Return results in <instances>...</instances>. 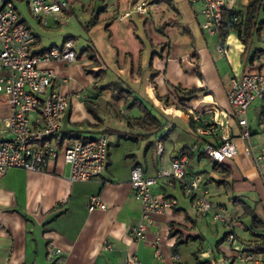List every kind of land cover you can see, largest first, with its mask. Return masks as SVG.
I'll return each instance as SVG.
<instances>
[{
  "label": "crops",
  "instance_id": "0c3cea01",
  "mask_svg": "<svg viewBox=\"0 0 264 264\" xmlns=\"http://www.w3.org/2000/svg\"><path fill=\"white\" fill-rule=\"evenodd\" d=\"M7 1L14 3L38 41L34 53L75 41V62L41 65L56 72L52 88L70 101L59 139L105 135L110 139V156L107 171L88 183L69 181L70 168L63 155L51 162L47 172L12 169L0 178V264H52L48 254L54 249L62 250L60 264H125L132 254L138 256L139 264H178L174 254L181 256V264L188 259L196 264H264L240 259L253 248L264 261V253L255 251L260 245L258 236L264 235V184L254 162L244 155L242 128L228 102L233 78L264 72L263 8L245 45L237 30H229L224 39L206 34L201 28L202 4L188 0H66L68 10L44 17L30 12L29 0ZM250 1L227 0L226 22L232 14L245 16ZM226 30L225 25L221 32ZM218 44L225 55L218 53ZM1 98L3 122L11 110ZM167 99L176 105L162 108ZM138 104L161 122V131L134 123L144 117ZM190 105L197 109L193 115L186 110ZM156 112L164 116L163 121ZM227 121L240 153L222 165L213 162L220 178L205 172L203 182L215 208L226 210L228 221L221 223L224 236L209 240L207 222L193 218L192 200L181 185L170 191L158 182L154 193L175 198L178 205L155 216L148 238L135 241L131 231L139 224L142 208L131 187L132 171L139 166L147 178L155 177L160 169L171 167L175 157L187 154L193 175L191 169L200 167L205 157L204 147L222 142L220 130L207 135L198 130ZM249 127L253 147L261 149L260 133L250 122ZM157 142L164 145L163 155L156 151ZM223 185L228 197L232 190L234 212L217 202ZM95 195L102 198L106 211L88 210V201ZM245 196L248 202L243 201ZM230 231L234 242L229 240ZM216 234H220L218 228ZM158 237L160 257L155 251Z\"/></svg>",
  "mask_w": 264,
  "mask_h": 264
},
{
  "label": "built area",
  "instance_id": "2783aa9c",
  "mask_svg": "<svg viewBox=\"0 0 264 264\" xmlns=\"http://www.w3.org/2000/svg\"><path fill=\"white\" fill-rule=\"evenodd\" d=\"M190 4H202L201 28L212 37H219L226 23L225 8L227 0H188ZM66 0H29V10L35 17L45 15L59 16L68 10ZM138 10L143 8L138 6ZM235 21H239L236 17ZM38 41L22 22L12 1L0 0V96L10 106L11 115L0 121V178L9 170H26L28 172H47L51 162L61 155L70 168L69 181L88 183L107 171L110 156V139L102 135L92 139L60 140L62 122L69 109V98L55 91L52 86L57 74L53 69H41V65L50 62H75L77 52L75 41L68 40L60 48H52L36 54L33 49ZM218 53L225 55V49L218 44ZM228 102L233 110V118L242 128L241 139L245 143L244 155L252 160L262 175L264 184V148L256 149L252 145V132L249 127L248 111L254 102L264 101V72L251 71L241 78L231 80ZM81 97L80 95H77ZM176 105L173 99L162 101L161 107L170 109ZM191 106V107H190ZM186 108L189 115L195 114L196 107ZM200 118L197 116V119ZM260 127L264 129V107L260 114ZM228 121L218 125H206L200 128L201 135L213 134L220 130L222 142L219 146L207 144L203 154L213 162L222 165L227 160L235 159L239 147L228 131ZM156 151L164 154V145L157 142ZM171 167L160 169L155 177L147 178L142 167L137 166L131 173L133 194L139 200L142 215L139 224L131 231V237L137 242L146 240L153 219L178 205L175 198H160L154 193V186L162 181L173 187L181 185L187 197L191 198L199 215H212L216 223L225 224L226 210H217L208 201L203 187L204 179L199 174H189L190 158L181 154L172 160ZM88 210L106 211L107 206L100 196H92L88 201ZM229 240H236L230 231ZM161 238L155 240L156 256H161L159 246ZM110 248V247H108ZM52 264H60L63 256L61 249L49 251ZM242 261L248 263L264 262L261 255L250 252L244 254ZM173 260L181 264L180 255L174 254ZM125 264H139L136 254L127 257Z\"/></svg>",
  "mask_w": 264,
  "mask_h": 264
},
{
  "label": "rangeland",
  "instance_id": "374dc122",
  "mask_svg": "<svg viewBox=\"0 0 264 264\" xmlns=\"http://www.w3.org/2000/svg\"><path fill=\"white\" fill-rule=\"evenodd\" d=\"M260 18L264 19V12L261 13ZM262 31L264 32V25H263ZM148 36H149V45H150V38H151L150 32H149ZM81 38H82V36L80 37L77 35V39L80 40ZM263 107H264V101L263 102H260V101L254 102L253 105L251 106V108L249 109L248 116H247V118H249V122H250L251 126L253 127V130H257L261 135V138L258 139L257 141H260L262 148H264V129L260 127V118L259 117H260V114L262 112ZM156 113H158L160 115V117H161L160 119L163 121L164 116L161 115L159 112H156ZM201 163L202 164L200 167H198L194 170L191 169V173L199 174L201 177H203L205 183H206V177H204V175H206L205 172L212 174V176L215 177L216 179L220 178L218 173L213 170L214 163L212 160H209L205 156L202 159ZM161 183H162V181H159V184H161ZM168 189L170 191H173L172 187H170V186H168ZM216 189L218 190V188H216L214 186V190H216ZM218 192L221 194H218L216 196L217 202H219L221 204L225 203L228 206L229 211L234 212L235 211V205L233 202L234 199H232V190H231V192L228 191L229 192L228 194H230V197L227 196L226 188L224 185L220 186V190H218ZM176 193H177L178 197L181 198L182 194L180 195V192H178V191H176ZM235 195H237V193H235ZM235 197H237V196H235ZM207 199H208V201H211V202L213 201V198H212L210 193L207 195ZM242 199H243V201H247V202L249 201L248 196H245ZM238 207L242 208L243 206L238 205ZM192 210H193V212H192L193 218H195V219L198 218L200 220H204L207 222V224L206 223H204V224H205V232H206V234L209 235V240L214 239V241H217L218 239H220L224 236V233L226 230L223 228L221 223H216L213 220L211 214L207 215V216H200V215L198 216V212H197V209L195 206H193ZM217 228L219 229L220 234H216ZM185 264H196V263L194 262V260L188 259V262Z\"/></svg>",
  "mask_w": 264,
  "mask_h": 264
},
{
  "label": "trees",
  "instance_id": "16d2710c",
  "mask_svg": "<svg viewBox=\"0 0 264 264\" xmlns=\"http://www.w3.org/2000/svg\"><path fill=\"white\" fill-rule=\"evenodd\" d=\"M263 8L264 11V0H251L249 2V6L247 9V12L245 14V16L240 15V14H232L229 17L228 22H226V24H224V26L226 25L227 30L224 32H220V38L224 39L227 37L228 35V31L230 30H237L239 35H240V39L241 41L246 45V43L248 42V40L250 39V36L252 34L251 30L255 24V22L257 21V16L259 13V9ZM238 18L239 21H235L234 18ZM264 25V21L260 24V29L262 28V26ZM223 26V27H224ZM244 26V36L242 33V29L241 27ZM222 31V30H221ZM139 108H141L144 117L138 120H135L134 123H137L138 125H140L142 128L150 130L152 132H158L161 131L163 129V126L161 124V122H159L152 114L149 110H147V108L143 107L142 105L138 104ZM216 166H219V164L215 163ZM226 170H228L226 168ZM256 220V219H254ZM258 238L260 239V245H258L257 249H255L256 252H261L264 253V249L261 248L262 246H264V235H259Z\"/></svg>",
  "mask_w": 264,
  "mask_h": 264
}]
</instances>
